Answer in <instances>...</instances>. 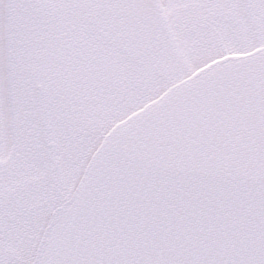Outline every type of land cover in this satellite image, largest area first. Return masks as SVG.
Listing matches in <instances>:
<instances>
[{
    "label": "snow or ice",
    "instance_id": "1",
    "mask_svg": "<svg viewBox=\"0 0 264 264\" xmlns=\"http://www.w3.org/2000/svg\"><path fill=\"white\" fill-rule=\"evenodd\" d=\"M0 264H264V0H0Z\"/></svg>",
    "mask_w": 264,
    "mask_h": 264
}]
</instances>
